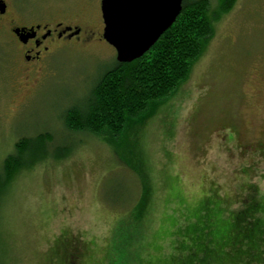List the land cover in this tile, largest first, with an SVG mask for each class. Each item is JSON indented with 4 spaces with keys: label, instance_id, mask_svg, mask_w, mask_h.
Returning a JSON list of instances; mask_svg holds the SVG:
<instances>
[{
    "label": "rangeland",
    "instance_id": "rangeland-1",
    "mask_svg": "<svg viewBox=\"0 0 264 264\" xmlns=\"http://www.w3.org/2000/svg\"><path fill=\"white\" fill-rule=\"evenodd\" d=\"M8 2L0 15V164L38 133L51 134L50 151L73 147L10 185L0 207V264H106L141 182L105 140L69 132L63 115L113 65L116 49L100 35L96 0ZM10 16L25 25L61 19L97 33L25 64ZM131 138L154 188L139 264H189L201 254L246 264L239 257L259 252L263 236L231 222L242 207H264V0H237L222 15L189 80Z\"/></svg>",
    "mask_w": 264,
    "mask_h": 264
},
{
    "label": "trees",
    "instance_id": "trees-1",
    "mask_svg": "<svg viewBox=\"0 0 264 264\" xmlns=\"http://www.w3.org/2000/svg\"><path fill=\"white\" fill-rule=\"evenodd\" d=\"M216 1L213 7L211 0H185L174 24L149 51L132 62L115 60L101 73L88 96L64 112L63 123L69 132L90 133L105 140L141 182L139 199L133 203L130 214L118 223L106 264L140 263L137 247L141 223L148 212L154 188L143 151L136 147L133 138L128 139V134H136L189 80L195 64L214 37L216 22L237 2ZM135 141L139 142L136 138ZM53 142L47 132L18 141L16 151L0 164V207L10 185L22 171L51 157L61 160L71 154V145L57 146L50 151ZM262 208L261 202H256L233 212L236 214L231 222L233 229L240 227L253 236H263L259 252L255 256L239 257L240 262L244 259L246 264H264V214L263 218L259 214L264 213ZM189 260V264H221L220 260L203 254Z\"/></svg>",
    "mask_w": 264,
    "mask_h": 264
},
{
    "label": "water",
    "instance_id": "water-1",
    "mask_svg": "<svg viewBox=\"0 0 264 264\" xmlns=\"http://www.w3.org/2000/svg\"><path fill=\"white\" fill-rule=\"evenodd\" d=\"M184 1L102 0L103 37L116 49L117 60L132 62L149 51L174 24ZM5 11L0 1V13Z\"/></svg>",
    "mask_w": 264,
    "mask_h": 264
},
{
    "label": "flooded vegetation",
    "instance_id": "flooded-vegetation-1",
    "mask_svg": "<svg viewBox=\"0 0 264 264\" xmlns=\"http://www.w3.org/2000/svg\"><path fill=\"white\" fill-rule=\"evenodd\" d=\"M0 1L6 5V11L0 13L3 17L8 14L9 2L8 0ZM96 3V10L100 17V35L102 39H104L103 33L105 24L102 16V0H96ZM15 20L16 19L11 16L7 19V21L13 24L11 25L12 32L15 35L17 43L22 48V60L25 64L39 61L46 53L51 52L54 46L56 47L61 43H66L74 39L89 40L97 33V31L91 27H88V30H83L82 27L78 25L65 24L61 19H57L52 23L35 20L32 25L17 24L14 23ZM16 30H20V32L17 33Z\"/></svg>",
    "mask_w": 264,
    "mask_h": 264
}]
</instances>
